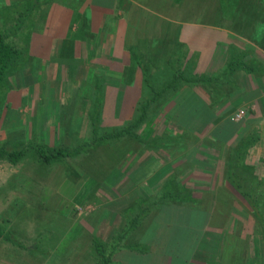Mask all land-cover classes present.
<instances>
[{
  "label": "rangeland",
  "instance_id": "rangeland-1",
  "mask_svg": "<svg viewBox=\"0 0 264 264\" xmlns=\"http://www.w3.org/2000/svg\"><path fill=\"white\" fill-rule=\"evenodd\" d=\"M176 1L179 5L177 9L162 7L163 3ZM204 1L209 3L212 0H149V3L160 6L158 9L165 15L170 10L175 21L179 20L177 17L199 18L198 7L200 2ZM218 1L222 4L223 16L233 15L230 23H226L227 27L242 35L252 33L250 29H254L253 33L256 30L258 34L264 32V0ZM1 2L3 0H0V5ZM141 15L150 16L145 9ZM251 16L260 19L256 24L248 25L247 21ZM42 17L35 13L30 14L21 30L13 31L11 28L15 23H5L0 10V30L7 31L8 41L25 51V63L20 67L8 69L6 80L0 85V146L12 141L25 144L33 142L42 144L49 151L53 150V145L45 144L40 135L28 137L24 133L12 131V105L8 100L10 96L15 95L14 91L19 89L17 81L26 85V82L31 83L30 80L37 81V76L44 79L42 71L47 62L42 59V55H34L36 53L30 48L31 34L43 30ZM29 21L32 26L27 24ZM59 44L56 47L63 48L66 55L60 57L55 53L51 61L57 64L59 58L64 57V60H72V49L77 47L75 40L70 37ZM76 63L69 64L74 67ZM64 64L61 63V66L64 67ZM74 72L67 73L70 81L74 80ZM80 89V86H69L64 93L56 96L59 97L56 100L57 121L54 133L58 137H53L52 144L71 150L69 156L49 163L40 159L36 149L30 147L17 164L7 159L0 161V227L5 232H10L18 241L15 243L0 237V264H97L95 238L105 241L109 251L120 241L112 255L115 263L131 264L136 261L137 264H143L141 259L152 257L150 253L159 264L173 260L177 264L175 259L178 258H187L191 262L192 257L196 256L194 242L198 237L197 229L203 228L205 222L207 229L224 230L226 239L233 243L239 256L246 257L247 250H251V240L255 245L253 252L257 256L263 255L262 236L257 233L258 229L255 232V220L249 206L242 196L228 190L226 181L221 177L224 176L222 165L227 151L237 142H234V145L222 143L212 134L213 127L206 132L198 130V121H192L190 128H187L178 120L177 114L172 116L170 110H163L161 113L158 107L149 112L150 117L136 132L145 139L149 138L147 142L150 141V144L153 141L151 137L157 134L187 133L190 137L184 140L185 144L167 142L159 148H153L150 144L147 146L146 143L143 144L135 137L125 134L90 145L92 134L89 133H92L93 129H82L79 132L78 127L70 129L71 123L75 124L76 121L68 118L80 97ZM87 90L91 98V90ZM83 91L86 92L85 89ZM228 106L220 102L213 107H216L220 114L221 111H228ZM241 110H244V113L237 118V113ZM247 110L248 106L236 104L233 109H229V114L232 113L234 120L243 121ZM92 113L99 114L94 108ZM128 120L118 126L121 127ZM103 122L101 119L100 133L106 130L108 134L110 130H116L109 129ZM78 123L80 124V121ZM83 132L86 134L80 136ZM20 139L24 141H18ZM85 141L84 144H89V147L82 145ZM157 165L159 168L166 166L163 170L169 168L168 174H175L178 180L188 184L193 192L201 197L198 204L200 207L162 201L152 204L149 211H146L145 206L141 207V201H137L138 199L150 198L153 203L161 195L163 182L147 181L151 180ZM257 169L255 167V174L258 175L260 169ZM241 172L245 177L250 176L248 172ZM141 179L143 182L140 183ZM132 203H135V210L125 213ZM204 209L210 216L208 213L204 217L198 214L199 210ZM140 213L144 215L131 229L130 221ZM122 234L124 236L119 240ZM135 242L148 246L149 251L141 253L127 246L128 243ZM249 254L252 252L249 251Z\"/></svg>",
  "mask_w": 264,
  "mask_h": 264
},
{
  "label": "crops",
  "instance_id": "crops-1",
  "mask_svg": "<svg viewBox=\"0 0 264 264\" xmlns=\"http://www.w3.org/2000/svg\"><path fill=\"white\" fill-rule=\"evenodd\" d=\"M18 1H25L28 6L34 5V13L43 16V30L31 34L30 48L36 53L34 55H42L47 65L42 71L43 80L37 76V81L30 80L31 83L26 82V85L17 81L19 89L8 99L12 105V131L24 133L28 137L40 135L45 144L56 148L57 145L52 144L53 137H58L54 133L56 100L59 97L56 96L64 93L69 86L81 88L80 97L68 117L76 121L75 124L71 123L70 129L78 127V132L93 128V119L96 118L102 119L108 128L118 126L134 116L144 96L154 98L157 95L160 98V112L170 110L172 116L177 114L178 120L187 128H190L192 121H198L197 129L202 132L213 127L212 134L227 145L238 143L241 136L257 133L259 140L249 149L247 160L256 169L259 167L258 176L264 178L263 31L258 34L257 30L253 33L254 29H250L252 33L242 35L227 27L233 15L223 16L222 4L218 0L200 2L199 18L176 16L179 20L175 21L170 10L165 15L158 9L160 6L150 5L149 0H3L1 4L12 5ZM177 2L163 3L162 7L174 10L179 8ZM143 9L150 16L143 17ZM259 19L251 16L247 24L254 25ZM179 24L184 26L179 27ZM70 37L77 46L72 49V60H64V57L59 58L57 64L53 63L51 58L55 53L60 57L66 55L63 48L56 47L57 44ZM232 46L246 54L249 65L259 69L252 74L238 70L233 79L234 85L222 82L221 87L229 98L221 102L229 106L228 111L219 114L216 107L212 106L214 96L208 85L187 82L190 73L183 77H176L175 73L184 70L195 59L193 73L199 76L216 75L225 69ZM179 57H182L181 60H177ZM172 59L175 64H172ZM254 60L256 63H253ZM74 62H78L74 67L69 64ZM61 63H65L64 67ZM73 71L76 75L70 81L67 73ZM64 79L68 82H64ZM164 87H168V91L163 94L155 95L151 91ZM196 87H199L198 90H195ZM87 89L91 90V98ZM236 104L248 106L243 121H236L232 113L229 114V109H233ZM93 108L98 115L92 113ZM85 134L83 132L80 136ZM84 143L86 141L82 142L83 146L89 147V144ZM222 166L224 171V164ZM165 167L159 168L157 165L151 176L153 181H147L164 182L170 171L169 168L163 170ZM221 177L225 180L224 176ZM139 182H143V179ZM207 213L204 209L199 210L198 214L204 217ZM206 225L205 222L203 228L197 229L198 237L194 242L196 256L192 257L191 262L187 258L175 259L177 264H243L249 261L254 264L257 259L264 258V255L257 256L253 252V240L249 250L252 254L247 250L246 257L239 256L233 243L226 239L224 230L207 229ZM152 257L141 260L143 264L160 263ZM131 264L137 263L134 261Z\"/></svg>",
  "mask_w": 264,
  "mask_h": 264
},
{
  "label": "trees",
  "instance_id": "trees-1",
  "mask_svg": "<svg viewBox=\"0 0 264 264\" xmlns=\"http://www.w3.org/2000/svg\"><path fill=\"white\" fill-rule=\"evenodd\" d=\"M1 7V15L2 19L5 23L9 21H13L11 30L19 31L23 27L25 21L28 19L30 14H33L36 10V7L28 6L27 2L18 1L12 5H0ZM30 26L31 22L29 21L27 24ZM8 33L5 30H0V85L6 80L5 77L8 69L11 70L13 67H20L25 61V51L17 48L15 45L11 44L8 41ZM229 61L222 72L217 73L216 75H202L199 76L197 73H193L195 68V59H193L190 64L185 66V69L181 72L175 73V76H186L190 73L191 77L187 80L192 84H198V82H202L211 89L213 97V106L219 104L221 100L224 98H229L228 93L221 87L222 82H228L234 85V77L238 70H244L247 73H256L259 69L256 67L249 65L246 61V54L242 53L238 47L232 46L230 50ZM22 58V59H21ZM182 57H179L177 60H181ZM186 58V55H185ZM22 60V61H20ZM20 61V62H18ZM253 63H256L254 60ZM172 64H175V60L172 59ZM170 87V86H169ZM168 91V87L153 89L156 94H163ZM171 89L169 88V91ZM173 90H176L173 88ZM228 90H232L229 88ZM160 98L157 95L154 98L144 96L141 102L137 106L136 113L134 116L128 120L121 127H114L113 130L106 134V130L102 133L99 130L102 128L100 126L101 120L96 118L93 119V130H92V139L91 143H96L99 141L106 140L108 138H119L128 134L130 136L135 137L138 141L143 144L146 143L148 146L150 141L147 142V139L141 137L136 130L142 124L145 123L150 117L149 112H153L154 109H157L161 104L159 103ZM154 102V103H153ZM110 129V128H109ZM108 129V130H109ZM102 130V129H101ZM190 137L187 133L180 135H168L165 133L157 134L152 140L151 147L159 148L163 144H167V142H175L177 144H185V139ZM259 140V136L257 133H252L249 136H244L241 138L235 146H230L226 159L224 160V178L227 186L233 191V193H238L245 199L247 205L250 208V213L255 220V232L259 233L262 236L263 240V255H264V178H260L257 174H255V167L248 162L247 158L249 155V149ZM148 143V144H147ZM35 148L39 154L40 159H44V161L52 162L54 160H58L69 156L71 154V150H68L66 147H56L52 151H49L42 144H37L30 142L28 144L25 143H14V142H5L0 146V161L3 159H7L10 162L17 164L24 157L28 148ZM241 171L248 172L250 176H243ZM161 195L159 198L155 199L153 203H151V199L140 198L137 201H141L139 204L141 207L145 206L146 211L152 208V204H155L158 201L166 202V203H174L178 205H189L191 207L198 208L200 207L199 202L201 197L196 195L192 188L188 186L185 182L178 180L175 174H168V176L164 179V182L161 186ZM150 200V201H149ZM138 203V202H135ZM132 203L127 208V212L131 213L135 210V206ZM144 203V204H143ZM137 205V204H136ZM198 205V207H197ZM144 210V208L142 209ZM143 212V211H142ZM144 215L140 213L137 218H134L130 221L131 229L135 227L137 221ZM258 229V230H257ZM257 230V231H256ZM124 234L119 236V240L122 239ZM0 237H4L6 240L17 243L18 241L13 237L10 232H5L4 229L0 227ZM127 237V236H126ZM125 237V238H126ZM128 242V240H127ZM120 241H117L116 244L113 245L112 250H108L106 247L108 244L100 239L95 238L94 249L96 251L97 259L95 262L97 264H120L115 263L112 259V255L114 250L119 246L117 245ZM127 246L130 249L141 253H147L149 251V247L143 245V243H128ZM109 247V246H108ZM243 264H252L251 261L245 262ZM254 264H264V258H259L255 261Z\"/></svg>",
  "mask_w": 264,
  "mask_h": 264
},
{
  "label": "built area",
  "instance_id": "built-area-1",
  "mask_svg": "<svg viewBox=\"0 0 264 264\" xmlns=\"http://www.w3.org/2000/svg\"><path fill=\"white\" fill-rule=\"evenodd\" d=\"M244 113V110H241L240 112L237 113V118L241 117Z\"/></svg>",
  "mask_w": 264,
  "mask_h": 264
}]
</instances>
